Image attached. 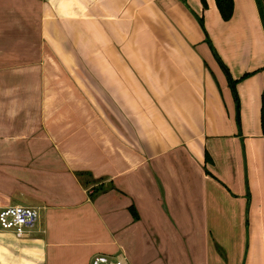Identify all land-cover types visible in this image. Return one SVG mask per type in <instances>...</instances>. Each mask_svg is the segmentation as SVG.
I'll return each mask as SVG.
<instances>
[{"label":"crops","instance_id":"crops-1","mask_svg":"<svg viewBox=\"0 0 264 264\" xmlns=\"http://www.w3.org/2000/svg\"><path fill=\"white\" fill-rule=\"evenodd\" d=\"M206 1L0 0L53 51L0 105V207L42 212L1 264H264V26Z\"/></svg>","mask_w":264,"mask_h":264},{"label":"rangeland","instance_id":"rangeland-1","mask_svg":"<svg viewBox=\"0 0 264 264\" xmlns=\"http://www.w3.org/2000/svg\"><path fill=\"white\" fill-rule=\"evenodd\" d=\"M21 13L23 14V12ZM3 15L4 13L0 12V75L9 78V80L0 81V105L5 106V101L7 99L6 93L8 91L11 92L13 90L16 91L22 89L21 85L24 83L23 81H19L21 79L20 75L22 70L26 72L28 71V73L34 71V69H37L36 71H38L42 65L33 68L28 64L35 63L37 59L41 58L42 52H47L45 56L48 59H46V61L47 63L48 61L51 62L52 60L50 61L49 57H53V51L46 47L43 49L44 47L41 45V35L38 32L33 33L32 30L37 28L38 24V18L32 16L33 14L29 13V17L22 16L20 19L15 18L12 14V16L8 15L6 17ZM52 70L57 73L60 72L62 76L71 73L63 66L46 65L47 73L52 72ZM10 71L14 72L16 76L8 74ZM83 73H85V71H83ZM18 74L19 76H17ZM12 77H15L16 81H11V79H13ZM63 82H65L67 86L70 84L68 77L63 78ZM34 115H37V112ZM14 168L15 167L13 166L12 169L15 170ZM21 202L29 204V201ZM11 203L14 204L16 201ZM41 214L42 212L40 211L39 220H41Z\"/></svg>","mask_w":264,"mask_h":264},{"label":"built area","instance_id":"built-area-1","mask_svg":"<svg viewBox=\"0 0 264 264\" xmlns=\"http://www.w3.org/2000/svg\"><path fill=\"white\" fill-rule=\"evenodd\" d=\"M39 206L10 204L0 207V229L13 231L18 237L30 235L40 219ZM128 257L120 252L116 255L98 254L91 264H127ZM1 264V263H0Z\"/></svg>","mask_w":264,"mask_h":264},{"label":"trees","instance_id":"trees-1","mask_svg":"<svg viewBox=\"0 0 264 264\" xmlns=\"http://www.w3.org/2000/svg\"><path fill=\"white\" fill-rule=\"evenodd\" d=\"M186 1V0H185ZM204 6H207V1L206 0H202ZM258 7H259V11H260V15H261V19L263 22V26H264V0H256ZM217 6L220 10V13L222 15V17L225 20H229L234 13V0H216ZM199 21L201 22V24L203 25V27H205L204 25V19L202 16H199ZM207 41L209 43V45L211 46L215 56L217 57L218 61L222 64V66L227 67L225 65V63L223 62L220 54L218 53L215 45L213 44V41L211 40V38L209 36H207ZM235 84L237 83V79H234ZM237 94V90L234 91ZM238 96V95H237ZM237 100H239V97H237ZM261 118H262V126H263V130H264V96H263V100H262V108H261Z\"/></svg>","mask_w":264,"mask_h":264},{"label":"water","instance_id":"water-1","mask_svg":"<svg viewBox=\"0 0 264 264\" xmlns=\"http://www.w3.org/2000/svg\"><path fill=\"white\" fill-rule=\"evenodd\" d=\"M224 69L226 70L227 75H228V77H229V80H230V82H231V85H232V87H233V89H234V91H235V90H236V85H235L234 79H233L231 73L229 72L228 67H225V66H224ZM235 95L237 96L236 93H235ZM237 109H238V111H237V119H238V122H240L239 104L237 105Z\"/></svg>","mask_w":264,"mask_h":264}]
</instances>
